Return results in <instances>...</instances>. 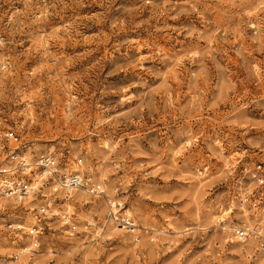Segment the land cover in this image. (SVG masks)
<instances>
[{"label":"rangeland","instance_id":"1","mask_svg":"<svg viewBox=\"0 0 264 264\" xmlns=\"http://www.w3.org/2000/svg\"><path fill=\"white\" fill-rule=\"evenodd\" d=\"M0 35V189L40 180L0 190L1 264H264V0H0ZM45 154L101 192L52 195Z\"/></svg>","mask_w":264,"mask_h":264},{"label":"built area","instance_id":"2","mask_svg":"<svg viewBox=\"0 0 264 264\" xmlns=\"http://www.w3.org/2000/svg\"><path fill=\"white\" fill-rule=\"evenodd\" d=\"M3 37L0 35V54L3 48ZM9 66V61L7 58H2L0 59V72L5 71ZM16 140V138H14ZM17 157V156H16ZM12 160H19L17 161V166L16 169L17 171L20 172L22 176H26L29 173H32V165L29 168L23 163L22 159L20 157L17 158H12ZM29 163V162H28ZM37 167H39L41 170H46L47 177L45 180H48L51 184V192L52 195H55L59 191L63 195V198H70V194L72 191H76L79 189H84L86 194L88 195H96L99 194L101 191L98 189L97 185L94 183L89 182V179H85L83 176H79V173L73 172V173H63L60 172V163L51 155V154H45L41 155L38 158V161L36 162ZM79 163V160L77 161ZM29 168V169H28ZM260 166H257L256 169L252 173V178H254L256 181H258L259 185L264 184V177L261 176L259 172ZM1 173H7V172H0ZM40 181V180H39ZM33 181L29 180H24L23 177L19 179H14V180H8V179H3L2 180V194L4 197H10L14 198L15 200H20L22 198L27 197L29 194L28 189L29 184L32 183ZM42 184L39 186L41 187ZM36 191V190H35ZM33 191L31 194H34ZM246 200H244L245 202ZM38 215L40 217L46 218L52 215H55L54 213L51 212V209L48 207V205L44 204L38 208ZM123 218V217H122ZM68 216H62V222L70 227V224L68 222ZM122 223L126 225L127 228L130 230L134 229L126 220L121 219ZM72 227V226H71ZM8 228H13L12 230L18 231L21 228L19 226H14V225H8ZM43 231V227L40 225H33L30 229L27 230L28 236H35ZM252 233L251 229L247 228H242L239 230L235 231V235L238 237V239H244L246 238L249 234ZM16 260V255H14L11 259Z\"/></svg>","mask_w":264,"mask_h":264},{"label":"bare ground","instance_id":"3","mask_svg":"<svg viewBox=\"0 0 264 264\" xmlns=\"http://www.w3.org/2000/svg\"><path fill=\"white\" fill-rule=\"evenodd\" d=\"M16 157V156H15ZM22 161H24L23 163L28 167V165H29V168H30V166L32 165L31 163V165L30 164H28L25 160L26 159H24L23 158V156H22ZM30 159H31V157H30ZM7 162V161H6ZM5 163V162H4ZM34 163V162H33ZM81 163V162H80ZM9 167V166H8ZM28 168V169H29ZM84 168V166L83 165H77L76 163H74L73 164V166L68 170V171H70V173H73V172H77V173H79L80 171H82V169ZM0 172H10V169L9 170H7V169H4L3 171H1V169H0ZM41 175H44V176H46L47 175V173H46V170H42L41 172ZM30 175H32L31 173H30ZM79 176H80V174H79ZM36 178V177H35ZM33 179L34 181L32 182V183H30L29 184V188H27L28 189V195H27V197L29 196V195H31V193L33 192V191H35L36 190V188H37V184L39 183V179ZM102 180V179H101ZM98 188H99V186H97ZM1 191H2V189H0ZM84 190V189H83ZM85 192V191H84ZM86 193V192H85ZM60 194V196H62V194H61V192L59 191L58 192V195ZM56 196L55 197H59V196H57V193L55 194ZM77 197H76V200L78 201L79 199H81V198H83V196L81 195V194H79L78 193V195H76ZM48 197V196H47ZM63 197V196H62ZM26 198V197H25ZM60 198V197H59ZM3 198H0V200H2ZM30 198L28 197V201L27 202H29L30 200H29ZM54 198L53 199H51V200H46L45 201V204L46 205H48V207L50 208V209H52L51 207L53 206V204H54ZM65 201V200H64ZM242 201H243V197H242ZM108 202V201H107ZM109 204L111 205V208L115 205L116 207H118V206H121V203H114V204H112L111 202H109ZM63 205H66L67 207H71V204L69 203V201H65L64 203H63ZM113 209V208H112ZM114 210V209H113ZM112 210V211H113ZM116 210V209H115ZM53 211V210H52ZM232 209L231 208H228V210H226V213L228 214V213H232ZM54 214H55V212H53ZM225 214V213H224ZM223 215V214H222ZM65 216H67V215H65ZM262 216H264V214H262ZM83 219V218H82ZM221 219V218H220ZM247 219V218H246ZM261 223H262V225H264V219H262V221H261ZM132 225V224H131ZM17 226H19L20 228L22 227V225H17ZM257 226V225H256ZM136 227V226H135ZM225 227V226H224ZM225 228H227V227H225ZM224 228V229H225ZM233 228V227H232ZM244 228H247V229H249L247 226H245ZM260 228V227H259ZM132 231H134L135 232V230L134 229H132ZM153 237V236H152ZM30 239V241H29V244H28V246H29V248L26 246V247H21L19 250H18V253L16 254V264H24L25 263V257L24 258H22L26 253H28V252H30V251H32V249L37 245V242H36V240L34 239V238H29ZM243 241V240H242ZM12 242V241H11ZM241 242V241H240ZM14 244V243H13ZM21 256V257H20ZM21 258H22V260H21ZM20 260V261H19ZM17 261H19V262H17ZM15 263V262H14ZM1 264V263H0Z\"/></svg>","mask_w":264,"mask_h":264}]
</instances>
